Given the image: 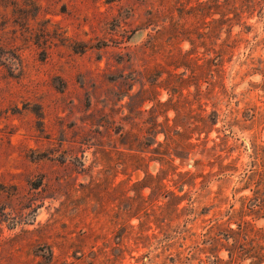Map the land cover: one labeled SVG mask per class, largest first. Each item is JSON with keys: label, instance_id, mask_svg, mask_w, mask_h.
Returning a JSON list of instances; mask_svg holds the SVG:
<instances>
[{"label": "rangeland", "instance_id": "1", "mask_svg": "<svg viewBox=\"0 0 264 264\" xmlns=\"http://www.w3.org/2000/svg\"><path fill=\"white\" fill-rule=\"evenodd\" d=\"M0 264H264V0H0Z\"/></svg>", "mask_w": 264, "mask_h": 264}]
</instances>
